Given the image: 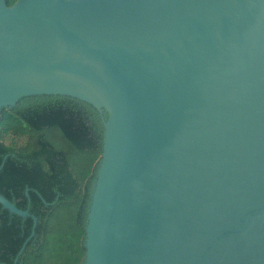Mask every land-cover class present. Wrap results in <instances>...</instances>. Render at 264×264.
Listing matches in <instances>:
<instances>
[{"label":"water","instance_id":"95a60500","mask_svg":"<svg viewBox=\"0 0 264 264\" xmlns=\"http://www.w3.org/2000/svg\"><path fill=\"white\" fill-rule=\"evenodd\" d=\"M34 97L100 118L81 264H264V0H0V112Z\"/></svg>","mask_w":264,"mask_h":264},{"label":"trees","instance_id":"16d2710c","mask_svg":"<svg viewBox=\"0 0 264 264\" xmlns=\"http://www.w3.org/2000/svg\"><path fill=\"white\" fill-rule=\"evenodd\" d=\"M17 0H6L13 5ZM102 149L99 115L62 97H34L0 112V264H81L84 224Z\"/></svg>","mask_w":264,"mask_h":264}]
</instances>
